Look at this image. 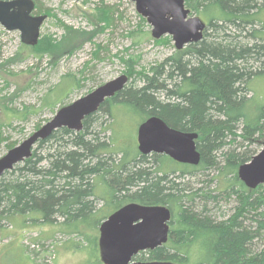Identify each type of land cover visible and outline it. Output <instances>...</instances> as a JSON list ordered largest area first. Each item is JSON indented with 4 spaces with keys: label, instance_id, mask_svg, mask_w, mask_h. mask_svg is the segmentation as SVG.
Returning <instances> with one entry per match:
<instances>
[{
    "label": "trees",
    "instance_id": "trees-1",
    "mask_svg": "<svg viewBox=\"0 0 264 264\" xmlns=\"http://www.w3.org/2000/svg\"><path fill=\"white\" fill-rule=\"evenodd\" d=\"M185 1L193 11L204 9L210 16L209 27L219 34L177 50L152 68V75L137 72L142 85L125 86L106 99L97 112L84 119L82 131L62 127L39 140L30 158L0 178V221L35 215L29 219L60 223L62 231L86 235L95 243L96 237L89 239L88 231L97 229L124 204L165 205L172 212L169 240L153 251L141 252L136 256L139 260L185 264L193 254L195 264H264V184L249 188L238 174L239 166L257 151L227 149L239 138L250 144L264 142V106L249 114L243 94L250 90L253 76L264 72V41L239 40L246 31L241 24L255 21L251 10L256 0ZM114 15L110 6L98 7L92 15L96 29L80 30L60 22L66 31L60 40L46 35L36 46L23 48L40 57L70 53L111 27ZM246 37L257 36L251 32ZM100 51L97 44L95 53ZM127 63L131 77L132 61ZM67 85L72 88L74 83L70 80L63 87ZM117 108L138 113L141 121L156 115L173 128L197 132L200 163L193 166L163 154L144 155L135 139L122 138L121 132L113 129L110 134L100 132L98 124L103 127L105 116L115 119ZM118 124L122 126L121 120ZM2 129L0 123V143ZM220 151L223 164L217 159ZM214 168L225 177V189L238 200L235 212L227 218L217 205L219 195L202 187L193 189L186 181L196 170ZM96 200L106 201L107 206L97 209ZM212 202L217 205L214 214L209 208Z\"/></svg>",
    "mask_w": 264,
    "mask_h": 264
},
{
    "label": "rangeland",
    "instance_id": "rangeland-1",
    "mask_svg": "<svg viewBox=\"0 0 264 264\" xmlns=\"http://www.w3.org/2000/svg\"><path fill=\"white\" fill-rule=\"evenodd\" d=\"M36 1L40 11H50L49 15L45 13L48 17L40 28L41 39L46 35H52L59 40L64 37L66 31L60 22L80 30L96 29L97 21L92 19V15L95 14L96 8L101 6L114 9V21L105 32L98 33L93 42L84 41L70 53L63 51L55 58L50 54L35 56L25 50L23 47L27 45L21 40V32L7 30L0 24V123L3 124L4 137L0 143V157L11 149L10 146H17L31 136L49 121L60 107L72 103L122 74L129 77L127 87L134 84L140 86L143 81L136 78L137 72L145 71L152 75V68L177 51L172 36L153 38L152 26L139 14L132 0ZM251 12L256 14L255 21L247 26L241 24V28L245 27L246 31H242L239 40L242 43L263 42L264 0H256V6ZM191 15L199 16L208 24L204 37L212 34L214 38L219 34L209 27L210 16L204 9L192 10ZM230 32H235L232 27ZM251 32L257 37H246ZM97 44L101 48L99 55L95 53ZM188 46L184 49H188ZM14 57L17 59L14 60ZM127 61H132L134 71L131 77L128 74L130 66ZM70 80L74 83L73 87H63ZM248 86L250 90L243 94L246 97V111L251 114L264 106V72L254 75ZM120 110L115 109V119L106 116L102 119L103 127L98 124L102 128L100 132L110 134L113 130L119 131L122 138L135 139L137 145V128L142 122L139 114ZM120 120L122 126L118 124ZM239 128L241 129L242 125H239ZM262 133L264 134V128ZM259 135L260 133L256 136ZM262 147V143L250 144L249 141L239 138L236 144L228 146L227 149L237 148L244 151L249 148L256 149L259 153ZM223 158V152H218L217 159L221 164ZM186 181L190 182L189 185L193 189L202 187L206 192L219 195L220 198L216 199L217 205L220 212H225L226 218L235 212L237 197L225 189V177L220 175L217 169L196 170ZM95 204L97 209L107 206V202L102 200H96ZM214 204L212 202L209 205L213 214L217 206L214 207ZM216 216L218 220H222V215L216 213ZM29 218L36 217L17 215L13 219L0 221V264H103L98 246L100 225L97 229L88 231L89 239L96 237L94 243L88 240L86 235L62 231L60 223L54 225L33 220L32 222ZM194 261L195 255L190 254L185 264H195Z\"/></svg>",
    "mask_w": 264,
    "mask_h": 264
},
{
    "label": "water",
    "instance_id": "water-1",
    "mask_svg": "<svg viewBox=\"0 0 264 264\" xmlns=\"http://www.w3.org/2000/svg\"><path fill=\"white\" fill-rule=\"evenodd\" d=\"M136 9L152 26L153 38L171 35L178 50L201 41L208 25L186 6L185 0H132ZM34 0H0V24L7 30H19L22 42L35 46L46 15L35 16ZM129 77L122 74L72 103L61 107L55 115L31 136L0 157V178L15 165L30 158L39 140L48 138L55 130L66 127L75 132L83 130L84 119L97 112L106 99L120 92ZM197 132L179 130L153 115L137 128L140 153L163 154L181 164L196 166L201 152L197 147ZM240 179L249 187L264 184V142L262 150L251 161L239 166ZM171 210L165 205L124 204L100 225V258L104 264H178L173 261L134 260L143 251H153L168 242Z\"/></svg>",
    "mask_w": 264,
    "mask_h": 264
},
{
    "label": "flooded vegetation",
    "instance_id": "flooded-vegetation-1",
    "mask_svg": "<svg viewBox=\"0 0 264 264\" xmlns=\"http://www.w3.org/2000/svg\"><path fill=\"white\" fill-rule=\"evenodd\" d=\"M34 2H35V9H34L33 12H32L33 15H35V16L46 15V16H47V14H48V15L50 14V11H46V12H44V11H43V12L40 11V10H39L38 2H37L36 0H34ZM45 13H47V14H45ZM47 17H48V16H47ZM46 19H47V18H46ZM46 19H45V20H46ZM45 20H44V21H45ZM43 23H44V22H43ZM2 26H3V25H2ZM41 26H42V25H41ZM204 33H205V32H204ZM40 39H41V38H40ZM40 39H39V41H40ZM21 40H22V39H21ZM39 41H38V43H39ZM38 43H37V44H38ZM23 44H24V43H23ZM37 44H36V45H37ZM25 45H26V44H25ZM36 45H35V46H36ZM27 46H30V45H27ZM33 47H34V46H33Z\"/></svg>",
    "mask_w": 264,
    "mask_h": 264
}]
</instances>
